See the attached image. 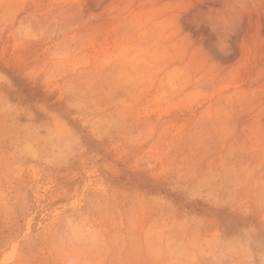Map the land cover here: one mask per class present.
<instances>
[{
	"label": "rangeland",
	"instance_id": "1",
	"mask_svg": "<svg viewBox=\"0 0 264 264\" xmlns=\"http://www.w3.org/2000/svg\"><path fill=\"white\" fill-rule=\"evenodd\" d=\"M0 264H264V0H0Z\"/></svg>",
	"mask_w": 264,
	"mask_h": 264
}]
</instances>
